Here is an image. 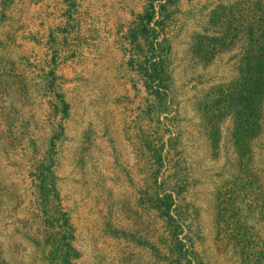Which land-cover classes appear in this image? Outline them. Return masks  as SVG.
I'll use <instances>...</instances> for the list:
<instances>
[{
  "label": "rangeland",
  "instance_id": "374dc122",
  "mask_svg": "<svg viewBox=\"0 0 264 264\" xmlns=\"http://www.w3.org/2000/svg\"><path fill=\"white\" fill-rule=\"evenodd\" d=\"M12 2L0 6V254L8 264H43L41 246L28 239L40 241L41 229L26 168L43 157L59 121L55 89L69 104L55 174L74 227V264H162L150 246L162 222L137 203L149 175L139 131L155 127L141 114L140 78L123 48L143 0H78L68 19L63 0ZM219 2L226 0H182L170 25L171 95L184 130L189 196L200 211L202 264H243L242 230L258 234L264 249V99L262 130L243 153L230 117L216 135L203 126L199 100L234 76L232 51L207 66L192 51ZM236 180L245 184L239 195ZM229 188L242 216L228 224L221 200Z\"/></svg>",
  "mask_w": 264,
  "mask_h": 264
},
{
  "label": "trees",
  "instance_id": "16d2710c",
  "mask_svg": "<svg viewBox=\"0 0 264 264\" xmlns=\"http://www.w3.org/2000/svg\"><path fill=\"white\" fill-rule=\"evenodd\" d=\"M12 1L1 0V10L10 7ZM63 2L61 15L68 19L75 12L78 0ZM143 2L141 11L133 13L123 34L126 65L137 72L144 94L141 114L155 127L152 132L147 128L139 131V144L149 175L138 193L137 203L154 211L162 222L157 241L150 244L162 264H202L200 211L189 196L184 130L178 103L171 95L169 70L172 52L170 25L181 12L182 0ZM209 21V31L197 34L193 54L207 66L221 53L232 51L234 76L211 87L199 100L198 109L205 130L212 135H216L222 120L230 117L234 121V144L243 153L262 130L264 0L219 2L210 13ZM50 75L53 77V72ZM52 93L59 121L47 139L43 157L32 158L26 168L31 195L38 206L41 229L40 241L32 236L28 239L41 246L43 264H74L79 255L72 244L74 227L69 212L61 203L55 174L69 104L62 92L54 89ZM244 185L242 180H236L237 195L238 187ZM231 192L232 188H229V195L221 200L223 222L228 224L232 223L234 216H242L239 214L242 201H235ZM240 199L244 200V197L241 195ZM252 202L256 205L258 199ZM238 235L246 243L242 263L264 264V249L258 234L246 236L242 230ZM0 264H8L1 254Z\"/></svg>",
  "mask_w": 264,
  "mask_h": 264
}]
</instances>
